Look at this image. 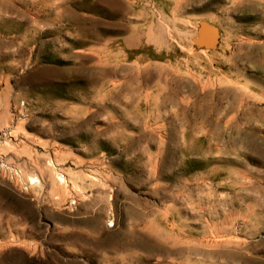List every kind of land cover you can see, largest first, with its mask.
Segmentation results:
<instances>
[{
  "label": "rangeland",
  "instance_id": "obj_1",
  "mask_svg": "<svg viewBox=\"0 0 264 264\" xmlns=\"http://www.w3.org/2000/svg\"><path fill=\"white\" fill-rule=\"evenodd\" d=\"M0 264H264V0H0Z\"/></svg>",
  "mask_w": 264,
  "mask_h": 264
},
{
  "label": "bare ground",
  "instance_id": "obj_2",
  "mask_svg": "<svg viewBox=\"0 0 264 264\" xmlns=\"http://www.w3.org/2000/svg\"><path fill=\"white\" fill-rule=\"evenodd\" d=\"M23 243H24V244H23ZM23 243H22V244L25 245V247H26V246H27V243H26V242H23ZM28 245H29V243H28ZM29 246H31V245H29ZM29 246H28V247H29ZM31 247H32V246H31ZM31 247H29V250H31ZM31 251H32V250H31ZM24 253H26V252H24ZM24 253H22V254H21V253H20V254H17V255L15 256L16 259H18V260H20V261H22V260H23V261L27 260L26 257H25V254H24Z\"/></svg>",
  "mask_w": 264,
  "mask_h": 264
}]
</instances>
